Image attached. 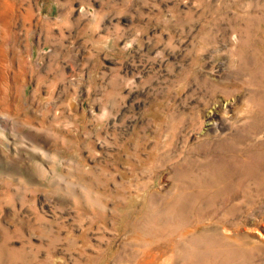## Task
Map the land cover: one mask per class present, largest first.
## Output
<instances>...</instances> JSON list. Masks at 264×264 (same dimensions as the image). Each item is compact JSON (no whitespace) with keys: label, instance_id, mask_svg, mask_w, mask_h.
I'll return each mask as SVG.
<instances>
[{"label":"rangeland","instance_id":"374dc122","mask_svg":"<svg viewBox=\"0 0 264 264\" xmlns=\"http://www.w3.org/2000/svg\"><path fill=\"white\" fill-rule=\"evenodd\" d=\"M0 264H264V0H0Z\"/></svg>","mask_w":264,"mask_h":264}]
</instances>
